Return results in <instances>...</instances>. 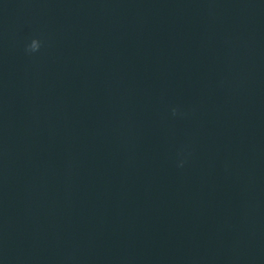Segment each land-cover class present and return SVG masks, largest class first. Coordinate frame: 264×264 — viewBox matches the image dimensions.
<instances>
[{"label": "water", "instance_id": "obj_1", "mask_svg": "<svg viewBox=\"0 0 264 264\" xmlns=\"http://www.w3.org/2000/svg\"><path fill=\"white\" fill-rule=\"evenodd\" d=\"M0 264H264V0H0Z\"/></svg>", "mask_w": 264, "mask_h": 264}, {"label": "clouds", "instance_id": "obj_2", "mask_svg": "<svg viewBox=\"0 0 264 264\" xmlns=\"http://www.w3.org/2000/svg\"><path fill=\"white\" fill-rule=\"evenodd\" d=\"M40 48V41L33 38L30 43L26 46V50L29 52L38 51Z\"/></svg>", "mask_w": 264, "mask_h": 264}]
</instances>
